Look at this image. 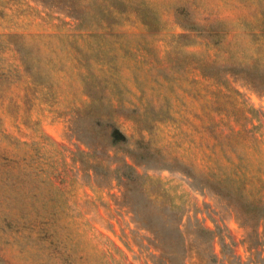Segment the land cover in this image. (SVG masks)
I'll return each mask as SVG.
<instances>
[{"label": "rangeland", "instance_id": "1", "mask_svg": "<svg viewBox=\"0 0 264 264\" xmlns=\"http://www.w3.org/2000/svg\"><path fill=\"white\" fill-rule=\"evenodd\" d=\"M144 1L0 0V264H264L263 3Z\"/></svg>", "mask_w": 264, "mask_h": 264}, {"label": "trees", "instance_id": "2", "mask_svg": "<svg viewBox=\"0 0 264 264\" xmlns=\"http://www.w3.org/2000/svg\"><path fill=\"white\" fill-rule=\"evenodd\" d=\"M263 5L261 9H253L249 12L247 20H244L247 35L258 44V51L261 54V60L264 63V0H258ZM55 9H62L68 17L81 21L83 19L90 20V17L100 18L99 26L94 31L110 28L115 19L134 20L144 24V0H49L48 3ZM124 17V18H123ZM216 23V22H215ZM217 23H220L217 21ZM215 24L203 25L206 33H216L211 27ZM264 67V66H263ZM111 141H123L125 136L116 127H111L109 131ZM224 177L232 176L227 173ZM250 205V204H249ZM262 207V206H261ZM264 209V206L262 207ZM263 237H264V217H261ZM178 231V227L176 225ZM179 234V232H178ZM177 264H183L181 260Z\"/></svg>", "mask_w": 264, "mask_h": 264}]
</instances>
